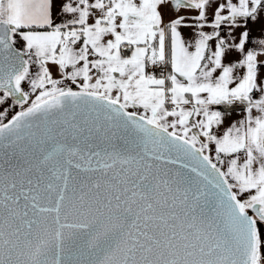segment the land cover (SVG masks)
Masks as SVG:
<instances>
[{"label": "snow or ice", "instance_id": "obj_1", "mask_svg": "<svg viewBox=\"0 0 264 264\" xmlns=\"http://www.w3.org/2000/svg\"><path fill=\"white\" fill-rule=\"evenodd\" d=\"M0 264H264V0H0Z\"/></svg>", "mask_w": 264, "mask_h": 264}]
</instances>
